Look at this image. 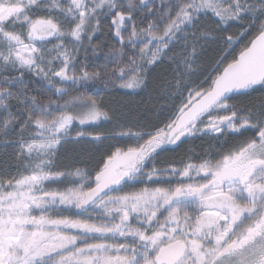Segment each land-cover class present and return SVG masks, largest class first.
<instances>
[{"label": "snow or ice", "instance_id": "6c2138e0", "mask_svg": "<svg viewBox=\"0 0 264 264\" xmlns=\"http://www.w3.org/2000/svg\"><path fill=\"white\" fill-rule=\"evenodd\" d=\"M0 264H264V0H0Z\"/></svg>", "mask_w": 264, "mask_h": 264}, {"label": "trees", "instance_id": "16d2710c", "mask_svg": "<svg viewBox=\"0 0 264 264\" xmlns=\"http://www.w3.org/2000/svg\"><path fill=\"white\" fill-rule=\"evenodd\" d=\"M90 94L97 96L98 98H102L106 103H108L110 106L113 105L115 101H119L124 104H140L141 102H147L150 99V96L155 95L149 89L147 92H141L140 90H105L102 88H95V89H89L88 90ZM254 95H259V93H256ZM107 125H102L98 130L103 131L104 128H106ZM72 146H69V149H71ZM199 151V149H197ZM71 151L69 152V155H71ZM82 162L78 164L81 168H87L91 167L92 163L94 161H89L87 155L81 157Z\"/></svg>", "mask_w": 264, "mask_h": 264}]
</instances>
